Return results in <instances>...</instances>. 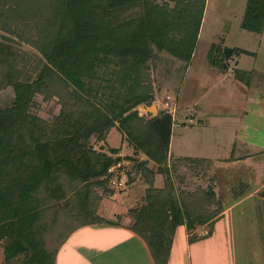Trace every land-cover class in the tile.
I'll return each instance as SVG.
<instances>
[{
	"label": "trees",
	"instance_id": "1",
	"mask_svg": "<svg viewBox=\"0 0 264 264\" xmlns=\"http://www.w3.org/2000/svg\"><path fill=\"white\" fill-rule=\"evenodd\" d=\"M172 1L173 5L158 0H0V22L24 28L27 42L40 50L50 72L20 80L14 62L22 55L0 45V88L11 86L14 92L10 107L0 109L3 264H54L58 248L75 229L108 221L99 215L100 198L86 181L107 179L114 159L105 153L91 157L87 141L92 135L104 137L116 121L122 131L129 127L132 139L138 122L143 136L135 137L134 148L168 176L162 186L147 187L144 200L133 201L128 209L132 229L146 242L155 264H167L178 225L191 233L189 241L195 240L197 225H209L210 232L223 209L221 198L211 184L184 192L188 201L179 203L166 166L171 115L161 112L145 120L132 110L153 97L144 84L146 62L153 53L167 52L185 66L191 60L204 0ZM31 20L34 30L28 25ZM241 28L263 31L264 0H247ZM216 49L221 67L233 54L251 53L225 45ZM52 75L63 80L57 94L60 109L53 120L44 121L30 109L33 95L46 89L44 83ZM178 163H172L173 171ZM62 178H67L66 184L59 181ZM149 179L153 180L151 171ZM40 191L61 194L48 205L38 198Z\"/></svg>",
	"mask_w": 264,
	"mask_h": 264
},
{
	"label": "rangeland",
	"instance_id": "2",
	"mask_svg": "<svg viewBox=\"0 0 264 264\" xmlns=\"http://www.w3.org/2000/svg\"><path fill=\"white\" fill-rule=\"evenodd\" d=\"M158 1L168 2L170 5L174 4L172 0ZM246 3L247 0H204L196 43L190 61V68V64L185 66L183 62L171 57L167 52L162 51L153 53L151 58L146 62L147 70L144 75V84L149 88V94L153 97L148 103H141L132 108V110H136L138 116L145 120L159 116L161 112H168L172 119L171 133L172 127L175 132L181 129L178 126L187 123H195L193 118H190L192 115L201 117L206 122L211 121L210 123L212 124V121L217 119H223L224 122L228 119L235 128L238 127L241 130L249 129L246 134L248 141L245 147L251 148L253 152L258 151L257 146L263 149L264 32L255 33L241 28V21L245 13ZM133 16L134 14L132 13L127 17L130 18ZM29 18L30 14L27 15V20H29ZM31 23H33L32 20L28 21L29 27L31 26L32 30H34V27L30 25ZM26 35L27 33L24 28L13 29V26H5L4 23L0 22V45L3 50L12 46L22 55V57L18 56V60L14 62L16 65L15 68H17V72L15 73L16 77L22 81H31L39 74H50V72L45 68L47 61L43 58L42 53L38 48L27 42ZM223 45L244 48L251 52L249 54L238 55V64H236V61L233 59L228 58L226 60V62L230 64L232 70L237 67L242 68V70H246L247 75L248 71L252 70L250 72L252 78V85L250 87L245 86L246 74L242 73V71H238V74H240L239 78H235L231 73L225 75L223 77L224 80L216 77V72H218L217 70L219 69V64L222 62V58H220L219 53L217 51L215 53L214 50L216 47L218 48ZM209 51L210 54H208ZM208 57L214 61V67L207 65ZM199 78H201L200 82L197 81ZM199 83L201 85H199ZM44 84L46 87L44 90H50L47 91L48 95L44 90L36 92L33 95V103L30 111L41 120L51 121L59 113L60 102L57 94H59V89L63 85V80L52 75V77H47ZM199 91L200 93L198 94L197 92ZM13 97L14 92L11 86L0 88V109L10 107ZM227 108L234 110L245 109L248 112L245 116V120H240L237 116H220L222 113L221 109ZM206 109H217V111L219 109L220 111L217 113L211 112L209 115L206 113ZM128 112H126V114ZM215 122L217 123L219 121ZM211 128L212 127L209 126L206 131L203 132V134H205L203 138L206 145V142H211ZM128 129L129 127H126L123 128L122 131L118 125V121H116L115 125L109 129L104 137L92 135L87 141L88 152L91 157L105 153L113 157L114 161L111 165L115 164L114 166L116 167L117 162L124 164L121 166V172L124 173H122L124 178L122 184L119 186L117 184L114 186L110 183L109 180L112 175L109 174L108 169L107 173L109 176L107 179L105 177H92L86 181L89 182L88 184L92 187V190L95 191L100 198L99 215L102 217L115 216L121 209L124 210L123 206L125 204L127 206L133 205V201L139 204L142 199L144 200V190L147 187H160L168 180L167 174L159 172L161 169H159L158 164L149 161L142 150H136L134 148L135 144H138L136 139L140 140V135H142L140 134L141 128L138 122H135L133 127L136 139L135 137L132 139V137L128 135ZM177 136L179 135L174 133V140L172 142L173 151L180 152L182 150H180L179 147L187 145L189 149L199 148L194 145L193 141H190V139L180 140L177 139ZM129 139H132L133 143L130 142ZM207 146L208 150H206L204 148L205 146L202 144L201 147L203 149L200 148L201 150L185 152L191 154L222 152L218 151V148H215V146ZM113 148H115V152L112 151ZM170 152L171 148L169 141L166 166L169 169L168 173L174 185L171 186L174 187L175 194L177 193L178 195L179 203L185 204L188 200L186 195L183 194L184 192L188 190L191 192L194 189L206 188V186L211 185V182L207 181L205 178L204 174L207 175V173L203 171L205 170V164L203 165L202 161L209 162L210 166L212 160L210 158H192L194 160L191 161L195 162L189 163V161L181 158L191 159V157L174 156L172 154L170 155ZM178 160V166L173 171L172 163H176ZM253 160L256 164L254 170H258L256 176L261 175L260 178L264 177V168H262L264 167V154L254 155ZM144 163L147 164L144 165ZM163 166L165 165L163 164ZM137 171L138 173H136ZM149 171L153 173V180H151V182L149 181ZM209 180L211 181L210 178ZM59 181L66 184L67 178H62ZM99 182L101 183L99 184ZM166 186L169 187V185ZM180 193H182V195H180ZM60 194L61 193L53 192L51 194L49 192L44 193L40 191L38 193V198L43 197L41 200H46V204L52 205L55 201V197L60 196ZM112 196L116 199L115 202L113 198H110ZM129 197H131L132 200L130 199L127 201ZM200 201L202 202V200ZM219 202L224 209L223 203H226V200L221 198ZM41 205L45 206L43 201H41ZM212 206L214 208L217 207L216 204H212ZM3 259L4 252L0 245V264H3Z\"/></svg>",
	"mask_w": 264,
	"mask_h": 264
},
{
	"label": "crops",
	"instance_id": "3",
	"mask_svg": "<svg viewBox=\"0 0 264 264\" xmlns=\"http://www.w3.org/2000/svg\"><path fill=\"white\" fill-rule=\"evenodd\" d=\"M263 32L264 29L261 33ZM215 51H219L220 55V49ZM229 59L235 60L236 64L239 62L236 54L231 55ZM207 60L209 63L207 65L214 67V61L209 57ZM223 64H225L223 67L220 66L221 63L219 64L217 78L223 79L229 73L239 78L238 71H242L246 74L245 86L252 85L250 74L252 70H249L247 75L245 69L237 67L232 70L228 62ZM188 65L190 68L191 62ZM200 79L197 81L200 82ZM206 110L209 115L211 112L220 111ZM221 111L220 116H237L240 120H245L248 113L245 109L227 108ZM192 116L189 117L193 118L195 123L178 126L181 129L175 132L172 127L170 148L173 153L170 152V155L210 158L212 160L210 166L209 162H203L205 163L203 171L207 173L204 174L205 178L211 182L216 196L225 199L226 203H223L222 212L214 218L209 233L207 224L195 227L192 232L195 237L193 241H189L191 233H188L184 224L176 227L167 264H264V177L256 176L258 170H254L256 164L253 160L254 155L264 154V147L262 149L257 146L256 152L245 147L249 129L235 128L228 119L225 122L223 119H217L215 121L219 122L212 121V124L211 121L206 122L201 117ZM209 126L212 127V137L211 142L206 143L222 152L210 154L185 152L201 150L202 144L208 150L203 132ZM174 133L179 135L177 139H190L199 148L189 149L187 145L179 147L182 150L180 152L173 151ZM113 199L115 202L116 199ZM130 199L132 200L129 197L127 201ZM128 207L129 205L125 204L124 210L121 209L115 216L104 217L108 219L107 222L75 229L58 248L54 264H155L146 242L132 229L133 219L128 213Z\"/></svg>",
	"mask_w": 264,
	"mask_h": 264
},
{
	"label": "built area",
	"instance_id": "4",
	"mask_svg": "<svg viewBox=\"0 0 264 264\" xmlns=\"http://www.w3.org/2000/svg\"><path fill=\"white\" fill-rule=\"evenodd\" d=\"M117 165H116V167L114 166V165H111L109 168H108V172H109V174H111L112 176L110 177V183L112 184V185H114V186H116V184L119 186V185H121L122 184V180H123V178H124V173L123 172H121L122 170V165H124V164H122L121 162H117L116 163ZM123 173V174H122Z\"/></svg>",
	"mask_w": 264,
	"mask_h": 264
}]
</instances>
